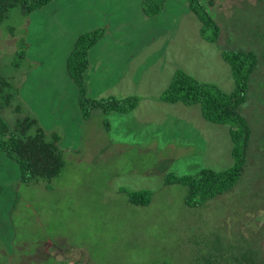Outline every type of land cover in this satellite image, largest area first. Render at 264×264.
Wrapping results in <instances>:
<instances>
[{"label": "rangeland", "instance_id": "obj_1", "mask_svg": "<svg viewBox=\"0 0 264 264\" xmlns=\"http://www.w3.org/2000/svg\"><path fill=\"white\" fill-rule=\"evenodd\" d=\"M149 1L51 0L25 17L12 11L0 24V67L18 89L0 119L13 129L25 114L36 116L60 135L64 161L46 188L21 181L16 162L0 150V264H194L192 245L212 250L213 231L264 264V4L201 0L222 27L209 42L188 0H162L152 16L143 10ZM95 29L104 32L88 51L85 96L137 98L128 112L95 108L83 117L66 59L76 38ZM224 49L253 50L261 61L240 106L252 132L248 156L231 189L188 206L186 184L170 176L230 168L229 126L205 120L197 103L161 95L177 71L231 92ZM141 190L151 193L147 205L129 200Z\"/></svg>", "mask_w": 264, "mask_h": 264}, {"label": "trees", "instance_id": "obj_2", "mask_svg": "<svg viewBox=\"0 0 264 264\" xmlns=\"http://www.w3.org/2000/svg\"><path fill=\"white\" fill-rule=\"evenodd\" d=\"M50 2L51 0H0V24L12 11L25 17ZM161 3L162 0H150L143 10L147 15L152 16L160 10ZM258 4L262 6L264 0H258ZM258 4H255V7ZM188 6L200 20L202 37L209 42L217 41L222 27L207 5L201 0H188ZM261 9L264 11V6ZM259 10L258 6L253 11L258 14ZM15 28L13 26L8 28L11 36L17 34ZM103 32V29H95L79 35L66 59L67 72L78 89L77 99L83 117H88L90 110L95 108H101L106 113L112 110L128 112L134 108L137 100L134 97L117 99L112 96L96 100L85 96L86 85L83 74L89 64L88 51L99 41ZM21 33H24V29ZM20 45L22 46L23 42ZM221 54L232 71L235 86L231 92L223 91L213 83L199 81L184 71H177L161 95V99L165 102H181L186 105L197 103L201 107V114L205 120L229 126L233 157V165L230 168L221 171L203 168L197 176H170L172 180L168 182L186 184L185 204L188 206L198 207L207 200L231 189L244 171L248 156L247 150L252 132L240 113V106L247 99L251 74L255 73L261 61L253 50L224 49ZM23 57L24 52L21 49L17 50L12 65L18 67ZM17 95L18 89L13 80L4 74L0 67V113L5 107L12 105ZM259 100L264 99L259 98ZM14 110L20 111L21 106L15 105ZM0 134V150L16 162L21 181H43L46 188H51L52 181L59 177L64 167L58 147L60 135L57 132L47 133L37 117L29 113L18 119L13 129H9L0 119ZM150 194V191L146 190L134 191L129 193V200L139 205H147L151 199ZM212 235H214L213 240L209 241L212 242L210 246L212 250L201 252L198 250L199 243L192 245L194 264H255L253 250L227 244L223 235L218 231H213ZM53 264L89 263L66 259L58 260Z\"/></svg>", "mask_w": 264, "mask_h": 264}]
</instances>
